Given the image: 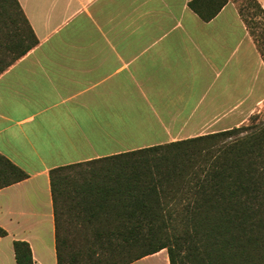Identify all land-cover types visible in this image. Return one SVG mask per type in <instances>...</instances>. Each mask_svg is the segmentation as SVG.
<instances>
[{
    "label": "crops",
    "instance_id": "crops-1",
    "mask_svg": "<svg viewBox=\"0 0 264 264\" xmlns=\"http://www.w3.org/2000/svg\"><path fill=\"white\" fill-rule=\"evenodd\" d=\"M18 0L37 44L0 72V264H57L52 168L227 130L264 107V59L232 0ZM264 9V0H257ZM129 264H169L165 249Z\"/></svg>",
    "mask_w": 264,
    "mask_h": 264
},
{
    "label": "trees",
    "instance_id": "trees-1",
    "mask_svg": "<svg viewBox=\"0 0 264 264\" xmlns=\"http://www.w3.org/2000/svg\"><path fill=\"white\" fill-rule=\"evenodd\" d=\"M227 2L188 6L209 21ZM249 4L264 19L260 3ZM249 30L264 59V32L260 44ZM37 42L18 0H0V72ZM251 117L227 130L52 168L57 264H129L162 249L169 264H264V119ZM27 176L0 154V188ZM13 248L17 264L33 263L27 242Z\"/></svg>",
    "mask_w": 264,
    "mask_h": 264
},
{
    "label": "rangeland",
    "instance_id": "rangeland-1",
    "mask_svg": "<svg viewBox=\"0 0 264 264\" xmlns=\"http://www.w3.org/2000/svg\"><path fill=\"white\" fill-rule=\"evenodd\" d=\"M237 5L238 9H242L245 14L248 22L249 28L254 30L255 36L260 44H262V36L261 33L264 32V19L261 14L257 13V9L254 5L249 4L250 0H232ZM250 14V15H247ZM251 18V19H250ZM264 49V46H262ZM251 116H255V121H260L264 119V107L260 110V112L255 113ZM252 117H249L248 121L244 124L250 123Z\"/></svg>",
    "mask_w": 264,
    "mask_h": 264
}]
</instances>
